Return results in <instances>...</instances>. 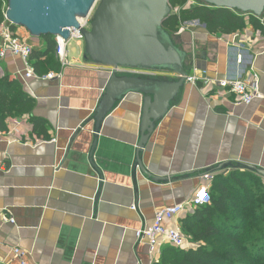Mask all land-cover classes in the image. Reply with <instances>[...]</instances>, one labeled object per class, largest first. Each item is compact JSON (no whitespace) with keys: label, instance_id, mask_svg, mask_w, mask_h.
Instances as JSON below:
<instances>
[{"label":"crops","instance_id":"0c3cea01","mask_svg":"<svg viewBox=\"0 0 264 264\" xmlns=\"http://www.w3.org/2000/svg\"><path fill=\"white\" fill-rule=\"evenodd\" d=\"M259 19L264 28V14ZM18 32L34 50L47 47L44 37L23 27ZM173 39L188 53V74L198 83L185 80L174 91L141 150L148 95L129 92L97 129L112 73L85 58L83 40L68 41L56 79L27 78L19 56L2 61L3 74L19 79L35 99L34 115L48 130L47 137L37 135L27 116L8 118L7 130H0V264H18L17 246L32 264H158L171 244L151 246L136 236L154 222L157 209L189 200L209 183L207 174L249 169L264 182V98L238 104L210 83L257 71L264 94V29L249 24L232 34L211 33L196 20ZM118 75L167 84L180 78L170 71ZM172 89L164 87L163 95ZM149 98L156 103L154 94Z\"/></svg>","mask_w":264,"mask_h":264},{"label":"water","instance_id":"95a60500","mask_svg":"<svg viewBox=\"0 0 264 264\" xmlns=\"http://www.w3.org/2000/svg\"><path fill=\"white\" fill-rule=\"evenodd\" d=\"M8 0L7 16L33 37L62 36L69 40L70 29L83 35L84 56L96 65L128 67L155 71H170L180 76L173 84L119 76L112 73L96 114L97 129L114 108L116 102L129 92L148 95L142 120V137L138 149L147 142L154 122L164 116L170 99L188 76V53L178 47L164 27L171 14L170 0ZM215 7H227L257 17L264 14V0H202ZM97 6V7H96ZM96 7V9H95ZM95 9V11H94ZM94 11L90 28L82 25ZM173 89L166 96L163 88ZM154 94L155 104L149 98ZM147 132V133H146ZM141 170L150 175L139 160ZM264 175V170H259Z\"/></svg>","mask_w":264,"mask_h":264},{"label":"trees","instance_id":"16d2710c","mask_svg":"<svg viewBox=\"0 0 264 264\" xmlns=\"http://www.w3.org/2000/svg\"><path fill=\"white\" fill-rule=\"evenodd\" d=\"M189 0H170L171 14L163 27L175 35L186 22L200 21L211 33L232 34L249 24L263 31L259 17L227 7L211 6L202 0L193 7ZM178 7L179 10H175ZM0 0V22L4 19ZM44 50H33L31 63L39 74L61 69L54 35L43 36ZM35 99L22 82L0 70V130H7L10 117L27 116L33 132L47 137L45 120L34 115ZM210 204L197 206L182 219L184 232L194 248L164 246L158 264H264V182L252 170L235 169L217 174L210 188Z\"/></svg>","mask_w":264,"mask_h":264},{"label":"built area","instance_id":"2783aa9c","mask_svg":"<svg viewBox=\"0 0 264 264\" xmlns=\"http://www.w3.org/2000/svg\"><path fill=\"white\" fill-rule=\"evenodd\" d=\"M198 3L197 0H189L188 6L193 7ZM8 0H4V19L0 22V70H2V61L9 55H15L22 58L26 71L25 76L27 78L36 77L43 80L56 79L61 75L60 71H49L45 74H39L35 70V67L31 63V54L34 47L27 41V39L22 38L19 35V28L21 26L15 25L7 16ZM175 10H179L178 7ZM92 19V14L82 20V25L89 26ZM71 39L83 40V35L78 29H70ZM69 40H65L62 36H57V47L56 55L61 63L64 65L65 58L67 56V43ZM239 61H242V56H239ZM109 67V66H108ZM111 73L118 74H134L142 75L153 74L160 71L148 70V69H138V68H128V67H109ZM186 82L191 84H197L198 78L194 75H189L185 77ZM212 86L218 90H225L232 93L235 96L236 102L238 104H251L257 98H264V94L261 91V77L257 71H253L248 78L245 79H214L210 80ZM1 134V132H0ZM53 142L56 141L55 138L52 139ZM206 180L209 181L208 184L201 185L196 189L193 196L184 203L175 204L165 208H159L155 211L154 222L151 225L140 228L136 232L137 239L139 241L147 240L150 242L151 246L161 245L163 243H169L177 248H191L190 238L184 232L181 220L183 217L192 212L197 206L210 204L212 201L211 197V182L213 180V175H205ZM131 208L136 209V200L131 203ZM14 222V219L11 218ZM13 257L18 264H32L29 260L28 253L17 246L12 249Z\"/></svg>","mask_w":264,"mask_h":264},{"label":"rangeland","instance_id":"374dc122","mask_svg":"<svg viewBox=\"0 0 264 264\" xmlns=\"http://www.w3.org/2000/svg\"><path fill=\"white\" fill-rule=\"evenodd\" d=\"M199 1H201V0H199ZM100 2H101V0L98 1L97 6L99 5ZM97 6H96V7H97ZM96 7H95V9H96ZM95 9H94V11H95ZM94 11H93V13H92V17H93ZM90 26H91V23L89 24L88 27L90 28Z\"/></svg>","mask_w":264,"mask_h":264}]
</instances>
